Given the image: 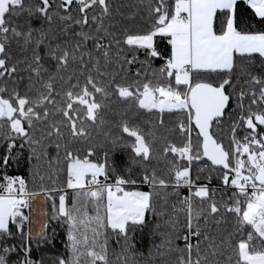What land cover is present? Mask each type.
<instances>
[{"label":"snow or ice","instance_id":"1","mask_svg":"<svg viewBox=\"0 0 264 264\" xmlns=\"http://www.w3.org/2000/svg\"><path fill=\"white\" fill-rule=\"evenodd\" d=\"M0 264H264V0H0Z\"/></svg>","mask_w":264,"mask_h":264},{"label":"trees","instance_id":"2","mask_svg":"<svg viewBox=\"0 0 264 264\" xmlns=\"http://www.w3.org/2000/svg\"><path fill=\"white\" fill-rule=\"evenodd\" d=\"M43 171V170H42ZM9 174H13V175H21L23 176L25 179L31 181V176L29 173V170L24 167L23 165H21L20 167H17L16 165H12L9 169H8ZM37 183H39V181L37 180ZM33 185L30 183V187H32ZM46 206V205H45ZM46 207H50V206H46ZM27 211V210H26ZM33 248L35 249V245H33ZM61 248V245L59 243V241L56 242V247L49 249V250H45L44 252V257L45 259H48L50 257H53L56 255L57 250H59ZM35 256L37 259L40 258V252L36 251Z\"/></svg>","mask_w":264,"mask_h":264},{"label":"crops","instance_id":"3","mask_svg":"<svg viewBox=\"0 0 264 264\" xmlns=\"http://www.w3.org/2000/svg\"><path fill=\"white\" fill-rule=\"evenodd\" d=\"M46 206L44 204L43 199H38L33 202V212H32V220L33 223L31 225L33 231L39 230L41 226V222L43 221L44 217L41 215V211L45 209Z\"/></svg>","mask_w":264,"mask_h":264}]
</instances>
